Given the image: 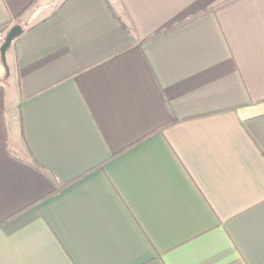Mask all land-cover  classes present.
<instances>
[{
	"label": "crops",
	"instance_id": "obj_1",
	"mask_svg": "<svg viewBox=\"0 0 264 264\" xmlns=\"http://www.w3.org/2000/svg\"><path fill=\"white\" fill-rule=\"evenodd\" d=\"M16 25L0 264H264V0H0Z\"/></svg>",
	"mask_w": 264,
	"mask_h": 264
},
{
	"label": "water",
	"instance_id": "obj_2",
	"mask_svg": "<svg viewBox=\"0 0 264 264\" xmlns=\"http://www.w3.org/2000/svg\"><path fill=\"white\" fill-rule=\"evenodd\" d=\"M23 32H24L23 28L20 25H16L12 27L7 33V36L4 38L5 41L0 48V56L3 61V65L6 63L7 51L10 50L15 39H17V37H20L23 34Z\"/></svg>",
	"mask_w": 264,
	"mask_h": 264
},
{
	"label": "built area",
	"instance_id": "obj_3",
	"mask_svg": "<svg viewBox=\"0 0 264 264\" xmlns=\"http://www.w3.org/2000/svg\"><path fill=\"white\" fill-rule=\"evenodd\" d=\"M9 29L6 27H0V47L3 45L5 41V37L7 36Z\"/></svg>",
	"mask_w": 264,
	"mask_h": 264
},
{
	"label": "trees",
	"instance_id": "obj_4",
	"mask_svg": "<svg viewBox=\"0 0 264 264\" xmlns=\"http://www.w3.org/2000/svg\"><path fill=\"white\" fill-rule=\"evenodd\" d=\"M224 5V4H223ZM222 6V5H221ZM205 14V13H204ZM71 183H66V184H61V188H65L67 187L68 185H70Z\"/></svg>",
	"mask_w": 264,
	"mask_h": 264
}]
</instances>
